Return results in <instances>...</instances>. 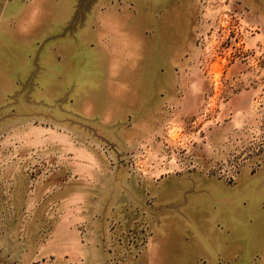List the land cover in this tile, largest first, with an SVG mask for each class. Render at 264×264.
<instances>
[{
  "label": "rangeland",
  "instance_id": "1",
  "mask_svg": "<svg viewBox=\"0 0 264 264\" xmlns=\"http://www.w3.org/2000/svg\"><path fill=\"white\" fill-rule=\"evenodd\" d=\"M58 27L53 62L26 53ZM263 152L264 0H0V229L21 237L53 171L89 178L92 160L90 197L137 194L129 223L108 218L111 255L131 264L153 231L145 188L190 173L232 184Z\"/></svg>",
  "mask_w": 264,
  "mask_h": 264
},
{
  "label": "crops",
  "instance_id": "2",
  "mask_svg": "<svg viewBox=\"0 0 264 264\" xmlns=\"http://www.w3.org/2000/svg\"><path fill=\"white\" fill-rule=\"evenodd\" d=\"M50 19L47 15L45 20ZM61 19L56 23L60 25ZM51 32L56 43L26 53L41 56L43 61L50 57L53 62L54 51L57 54L60 50L61 27ZM136 39L138 42V35ZM87 46L89 66H95L96 51L104 46L100 41ZM77 48L73 45V50ZM143 50L151 52L146 47ZM18 55H13L14 64L20 63ZM37 103L45 107L44 101ZM39 112H34L37 117ZM91 161L83 168L89 178L77 173L74 163L62 164L53 171V185L39 193L38 207L33 208V218L21 237L19 232L0 229V264H33L37 260L43 261L40 264H118L111 255L113 246L118 245L116 236L110 234L108 218L117 213L129 223V207L138 205L137 194L122 202H114L113 197L99 201L97 190L90 197V176L98 171ZM158 184L160 187L152 186L151 192L145 188L146 194L156 197L149 215L151 240L131 264H264V152L258 169L241 171L232 184L191 173L168 175ZM51 192L49 225V203L45 208L41 205L50 200ZM45 218L48 221L43 223Z\"/></svg>",
  "mask_w": 264,
  "mask_h": 264
}]
</instances>
